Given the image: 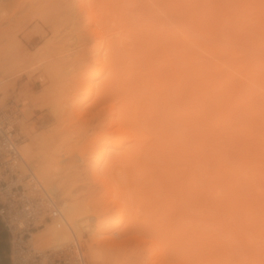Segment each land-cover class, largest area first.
Wrapping results in <instances>:
<instances>
[{
  "label": "rangeland",
  "instance_id": "rangeland-1",
  "mask_svg": "<svg viewBox=\"0 0 264 264\" xmlns=\"http://www.w3.org/2000/svg\"><path fill=\"white\" fill-rule=\"evenodd\" d=\"M71 1L0 0V65H3L0 77L6 78L1 84L5 92L0 91V109L11 105L19 109L22 142L34 135L46 137L50 144L46 150L61 157L57 164L60 175L68 173L62 176L64 187L75 199L89 201L94 209L100 210L108 200L105 188L86 172L101 150L99 137L104 134L105 106L113 101L112 96L124 97L130 89L137 94L136 100L141 101L138 126L153 136L156 154L152 157L145 153V160L137 168L135 158L123 157L121 148L105 143L99 168L109 158L114 160V173L123 181L126 177L129 182H138L139 170L148 173L157 169L161 181L167 183L166 188L162 187L161 181L153 176L154 185H147L150 194L137 201L142 214H146L137 226L157 231L165 243L188 253L198 264H264V38L253 37V33L264 37V28L257 23L261 8L256 10V0L247 3L241 0L244 6L237 0L113 3L111 15L117 21L125 17L131 45L115 53L113 72L104 71L96 77L95 84H106L105 99L101 101L94 95L85 97L79 85L95 64L90 61L79 68L74 59L94 46L93 40L97 38L90 40L94 36L90 34L89 41L85 36L103 14L94 12L88 18L86 9L80 11ZM146 1L151 5L149 10ZM214 3L223 9H216ZM237 4L244 7L238 6L243 12L236 19L242 29L232 20L239 16L231 8ZM225 7L228 12H224ZM110 19L109 23L114 25ZM195 24L205 33L194 29ZM162 45L176 60L186 54L192 59L180 80H166L163 92L153 93V80L141 72L145 65L133 63L131 57L145 53L160 58ZM197 65L201 67L194 70L200 73L191 69ZM124 68L128 72L121 75ZM253 72L256 77L247 78ZM109 76L112 79L107 81ZM120 76L122 80L117 87ZM189 91L194 93L189 95ZM72 98H80L79 103L71 104ZM79 111L83 112L81 116L77 114ZM126 145L131 147L133 143ZM182 183L187 185L185 194L190 204L181 214L174 205L182 197ZM191 188L194 192H190ZM166 197L170 198L168 204ZM104 212L103 219L99 218L107 223L117 217V212ZM154 223L160 231L151 227ZM125 226L123 223L117 229ZM238 232H243L247 240ZM78 239L87 264H92L87 251L89 234ZM131 242L124 249L101 244L95 247L107 264L146 261L149 252L143 253L141 245Z\"/></svg>",
  "mask_w": 264,
  "mask_h": 264
},
{
  "label": "bare ground",
  "instance_id": "bare-ground-1",
  "mask_svg": "<svg viewBox=\"0 0 264 264\" xmlns=\"http://www.w3.org/2000/svg\"><path fill=\"white\" fill-rule=\"evenodd\" d=\"M95 1L96 0H73L71 1L72 3L71 2L70 3L72 5L76 3L77 7L80 8V11L86 9L88 18H90L92 16V13L94 12L96 14V12L99 13L102 11L101 13L103 14V15L101 14L102 17H99L101 20L98 19V21L99 20L100 21L95 22V27L89 29V32H88L89 36L88 35L85 36V38L88 40H89L90 34L91 36L94 35L92 36V38L90 37L91 38L90 40L95 39V37L97 38V40L96 39L93 40L94 46L92 47L90 46L91 48L88 47L82 52H80L78 57L74 55V57H76L74 59V62L75 61L77 62V64L79 65V68L86 67L90 61L95 64L94 69L87 76L84 77L82 83L80 82L82 86L80 83L79 85L82 88L85 97L94 95L97 101H101L102 99H105L106 84L103 83L98 86L97 83L95 84L96 82L95 79L96 77L99 76V74H102V72L104 71H110V73L113 72L114 55L118 50L122 48H126L128 45H131V35H130V31L127 29V22L124 21L125 17L122 16L117 21L111 15L112 12H114L112 4L113 3L118 4L119 3L118 0L116 1L115 0H98L96 2ZM213 1H216V0H213ZM244 1L247 3V0H244ZM238 2H240L239 4L242 3L241 0H237V3ZM243 3L241 5H243ZM97 4L98 6L96 7ZM218 4L220 3L218 2ZM256 4L257 6L255 7L256 8L258 7V9L256 10H259L260 8L261 10L257 14L258 18L257 17L255 18L258 19L257 23L259 22L260 26L262 25L261 27L262 29L264 28V8H262L264 7L262 6L264 5V0H256ZM145 5L148 7L146 8L149 10L150 9L149 7L151 6L150 3L146 1ZM214 5L216 6L217 4L214 3ZM241 5L239 6L237 4V6L234 5L233 7H231V8H234V10H237L238 11L237 13H239L238 14L239 16H237L236 13H234V16L236 15V18L234 17H233L234 19L232 18L233 23L237 22L236 20L237 17L238 19L239 17H242V15L240 14L241 12H243L242 10L244 9L243 6L245 4L242 6L243 9H240L242 8ZM220 6L221 5H219V7ZM248 6L246 8H248ZM219 7L217 5V7L215 8L217 9ZM226 7H225L224 12H228L226 11L228 10L226 9ZM87 8H90V9L87 10ZM96 8L97 10H95ZM220 15L221 14H219V16ZM95 16H96L95 21H97L98 15H95ZM110 17H111L110 20L112 21V23L115 22L114 25L111 24V22L109 23ZM206 19H209V18H206ZM244 21H245V18H244ZM91 22L92 21H90V23ZM238 22L234 25L240 28V23L238 24ZM248 24H250V22ZM110 25L111 26L113 25V26L111 27ZM254 26H256V24ZM192 27H195L194 29L202 33H205L203 32V30L200 28L199 25L196 27V24H195ZM236 31L237 30H235V32ZM253 34L254 36L253 35L252 36L256 39L264 38V37H261L259 33L257 34V37L255 33ZM107 35H110L112 37L110 38ZM239 35H241V32ZM185 36L186 37L184 38L187 40L188 37L187 35ZM252 36L250 35V37ZM184 38L183 40L185 41ZM178 42L179 41H177V44ZM159 52L163 55L160 58L153 56V55L145 54V53L142 54L141 57L140 56L139 57L137 56L134 58L131 57V61L133 63H142L145 65V68L144 69L142 68L141 72H143L142 75L147 74L153 80V83H154L153 93L163 92V90L166 88V86H164V84L166 83V80L167 81L170 79L180 80V78H182L181 76L185 74L184 73L185 69L190 67L189 65L192 59L189 57V54L186 57L187 55L186 54V55H182L186 58L180 57L181 59L180 61L179 59L176 60L174 57H171L169 55L166 47L163 45L160 47ZM176 61L180 63H184V64L186 63V64L183 67L181 65H178L180 63ZM187 61L189 62V64H187L188 63ZM197 66H194V67L192 66L191 67V69L193 68L192 71H195L194 69L196 68L199 69V67H201V65L200 66L197 65ZM2 68H3V65H0V71ZM197 70L195 72H199ZM200 70L202 71V69ZM234 70L240 72L238 67H234ZM127 72L128 70L124 68L122 69L121 75L126 74ZM245 75L246 73H243V76ZM256 75L257 74L253 72V73L247 74L246 76L247 78L250 77V79H252V77L254 78L256 77ZM259 76L260 75H258V77ZM136 78L138 77L136 76ZM199 78L197 79L195 78V79L198 80ZM107 79H108L107 81H110L112 79V76L107 77ZM121 80L122 79L120 76V79L117 82V87L119 86V83L121 82ZM5 81H6V78L0 77V91L2 92H5V87L1 86V84H3ZM214 81L215 80H213V82ZM230 83L232 84V82ZM178 88L179 87L177 86L176 89ZM189 93H190L189 95H191L194 93V91H191V92L189 91ZM136 96L137 94H134L133 91H131L130 89H127L126 96L124 97H121L119 95L112 96L111 100L113 101L109 103L108 107L105 106L104 108L105 110H107V112H105L107 113L105 115V118H106L105 124L107 125L104 124V128H103L104 134L99 137V140L101 142L100 143L101 150L97 152V155L93 159V162L89 164L90 168L87 169V172H86V173H89L93 181L99 182V184L105 188V196L108 198V200L103 202L104 206L100 208V210L94 209L95 206L91 204L89 201L75 199L74 197L71 196V193L69 192V190H67L64 187V180L62 179V176L64 175L68 176V173L64 175H60L61 171L57 167V164L59 163V160L61 159V157H55L54 153H49L46 150L50 147V144L47 141L46 137L36 136V135L30 136V134L27 133L31 138L28 137L30 139L23 141V142H22L23 139L21 140L22 143L20 142L21 144H19V148H20L22 155L24 157L27 156L30 160H34L32 161L33 163L31 161L30 162L34 168V171L37 177L49 191L56 193L59 206L66 218L65 224L62 226L57 227L55 224L51 222H46L43 227H39L37 230L32 231L29 238L33 244L43 246V247L51 246V245H55L58 243L68 241L72 237V234H75L77 237H80V236H85V233H88L90 236V239L87 243L88 244L87 251H89V259L92 261V264H107L106 260L102 259L99 249L95 247L96 244H101L109 248H112V247L121 248L122 247V249H124V247L127 244H129L131 241L137 242L139 246L141 245L142 247L140 246V248H142V250L144 249L142 251L143 253L144 252L146 253V251L149 252V255L147 256V260L141 262L140 264H198L197 261L194 260L188 253H185L184 251L179 250L178 248H176L170 243H165L162 240V236L159 235L157 231H154L149 228H140L137 226V224L141 222V219L146 217V214H142V209L140 207V204L137 203V201L140 200V198H142L144 195L150 194V187L147 188V185L149 184L151 185V187L154 185L153 176L157 177V179L161 181V177L157 174L158 172H156L157 169H153V171L148 172L149 174L145 171L139 170L138 173H139V176H141V180L138 182L137 181L129 182L128 178L125 177V181H123L114 173L113 171L114 160L112 159H109V158L105 159V162H104L105 164L103 165V167L99 168V164L101 160L104 159L105 152L104 150H102V147L104 146L105 143L111 144L114 148H121L123 150V154H122L123 157H128L129 159L135 158L134 161L136 163L137 168L138 166L142 165L141 160H145L144 158L145 153H147L148 156L150 155L152 157H154V155L156 154L155 150L152 147L153 136L149 133L144 132L138 126L139 121L136 119L139 114L141 101L136 100ZM190 97L191 96H189V99H192L194 101V99ZM78 99L72 98V101H70V103L71 102H72L71 104L74 103V106H75L79 103ZM178 100H180V98L179 99L177 98V101ZM217 109L219 110V108ZM82 113H80V111L77 112L79 116H81ZM101 115H104V114L101 113ZM64 128L66 127L64 126ZM56 136L60 137V135H56ZM129 142L133 143L131 147H127L126 145ZM80 156L81 155H76V157H80ZM39 175H41L42 180L40 179ZM166 175L169 177V174H167V172H166ZM183 178L184 177H182V179ZM187 180H188V176H187ZM160 184L162 187L164 186L165 188L167 187L166 186L167 183L165 181L164 183L163 181H161ZM131 186H134V188L131 189ZM186 186L187 185H184V183L181 184L180 193L182 194V197L177 198L178 203L174 205L175 207L177 206V208L178 207L180 208L181 214L183 213V210H185L188 207V204H190L189 197L187 194H185V193H188L186 192L187 190L185 188ZM190 190H192L190 192H194L195 189L193 190V188H191ZM236 194L238 193L236 192ZM173 195L176 196L175 194ZM169 199L170 198L167 199L166 197V200H165L166 204H168L167 200ZM202 199L205 200L204 198ZM242 201H244V199H242ZM170 205L173 206L172 204ZM248 207L249 205H247V208ZM105 210L106 211L111 210V211L117 212V217L112 223H107L104 220L103 221L100 220V218H102L101 215L105 213L104 212ZM123 223H126L125 228L121 230L117 229ZM151 227H156L157 230L160 231V227L156 223H154ZM105 232H109V234L107 233L105 234ZM239 234L241 237L243 236L242 239H245L244 241L247 240L245 236L243 235V232H240ZM117 250L118 249H116V251ZM82 252H83V249H82ZM221 261H225V260L223 259Z\"/></svg>",
  "mask_w": 264,
  "mask_h": 264
},
{
  "label": "built area",
  "instance_id": "built-area-1",
  "mask_svg": "<svg viewBox=\"0 0 264 264\" xmlns=\"http://www.w3.org/2000/svg\"><path fill=\"white\" fill-rule=\"evenodd\" d=\"M20 114L12 105L0 109V218L11 235L10 264H86L75 234L51 246L30 241L31 232L46 222L59 227L66 218L56 193L42 184L20 151Z\"/></svg>",
  "mask_w": 264,
  "mask_h": 264
},
{
  "label": "crops",
  "instance_id": "crops-1",
  "mask_svg": "<svg viewBox=\"0 0 264 264\" xmlns=\"http://www.w3.org/2000/svg\"><path fill=\"white\" fill-rule=\"evenodd\" d=\"M11 235L0 218V264H10Z\"/></svg>",
  "mask_w": 264,
  "mask_h": 264
}]
</instances>
